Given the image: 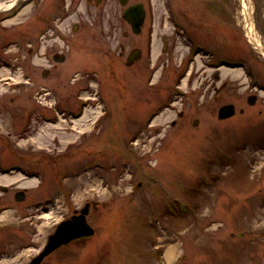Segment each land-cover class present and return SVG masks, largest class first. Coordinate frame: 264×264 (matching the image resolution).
I'll return each mask as SVG.
<instances>
[{"label":"rangeland","instance_id":"1","mask_svg":"<svg viewBox=\"0 0 264 264\" xmlns=\"http://www.w3.org/2000/svg\"><path fill=\"white\" fill-rule=\"evenodd\" d=\"M134 1L150 9L146 25L134 32L121 17L117 39H107L88 20L83 0L66 20L83 25L65 47L68 61L47 77V56L37 58L29 48L40 24L35 3L48 9L55 0H32L5 19L0 14V170L12 169L0 174V250L6 251L0 264H28L56 222L87 203L97 237L62 247L41 264H162L170 247L175 254L166 264H264V53L245 28L249 19L264 46V0L128 3ZM166 2L188 24L213 22L202 37L212 46L211 58L188 59L187 39L173 33ZM152 18L153 58L142 49L128 66L129 50L144 46ZM164 38L175 45L165 66L159 56ZM149 60L159 61L151 79ZM250 95L257 96L254 104ZM81 97L93 100L79 121L46 123L33 112L53 98L76 104ZM104 102L110 112L101 118ZM227 103L236 105V114L220 119ZM152 110L158 115L151 120ZM90 159L105 168L69 174ZM148 173L158 182H148ZM35 175L46 182L39 185ZM138 180L144 186L133 196ZM174 196L189 202L186 215L156 217ZM39 200L50 202L42 217ZM29 241L38 248H20Z\"/></svg>","mask_w":264,"mask_h":264},{"label":"flooded vegetation","instance_id":"2","mask_svg":"<svg viewBox=\"0 0 264 264\" xmlns=\"http://www.w3.org/2000/svg\"><path fill=\"white\" fill-rule=\"evenodd\" d=\"M82 1L83 0H71L69 4L66 5L64 3H60L59 0H55V2H52L50 4V8L48 9H46L47 7L42 5L43 2H41L38 6H35L34 10L36 14V20L40 24L35 29V32L33 34L34 37L32 43L30 44L31 47L29 48V51L34 50V53L36 54L37 58L40 59L43 57V54L44 56H47V61L49 62V65L52 67V69L44 68L42 71L44 77L45 76L47 77V75L51 73V70L54 71L58 69L57 64L68 61L65 47L69 44V42L72 41L73 36L76 33L74 31L81 28L83 25L81 24L82 23L81 20H79L78 21L79 23H71L69 24V26H67L66 20L72 14L77 12L76 9L80 7ZM86 1H87L86 15L88 20L91 22V24L93 26L99 25L101 27L102 35H104L107 39H117L118 34H120L119 29L121 27L120 26L121 19L123 18V12L120 11L121 8L119 7V5L121 6L122 4L121 0H86ZM139 2H143L146 10L145 21L142 25V29H143V27L146 25L147 22L148 12H150L149 11L150 9L148 10V6L146 2L134 1L128 3L127 5L139 3ZM166 8H167L166 11L168 16L166 19L169 25L171 26L173 33H175L174 27L177 26L180 29V33H181L180 35L184 36L188 40H190L189 37L191 38L190 41L187 40L188 43L187 48L189 49L190 53H192L195 50L194 45L196 43L202 46L201 47L202 50H198V51L195 50L193 55L191 54L188 55V59H191V57L194 58L196 55L200 54V52L204 53V56L211 58V51L209 47L211 48L212 46L211 44L206 43L202 37L205 31H207L206 29H209L210 26H213V22H211V24H207V23H202V21L200 20L197 21L196 23L188 24L185 18V14L180 12L181 10L177 6L175 7L174 3L171 2L167 3ZM149 21H150V28L144 46L134 45V47L129 50V53L126 58V64H127L128 56L133 49H140V56L132 64H127L128 66L133 65L136 61H138L141 58L142 49H145V52L146 53L148 52L150 54L149 59L153 58V53L155 48L154 39H153L155 34V27H154L155 19L152 18L149 19ZM172 22L174 23L175 26L172 24ZM124 35L125 37H129V33L127 31L124 33ZM61 46L64 48H60ZM174 47L175 45H173V43L170 42L169 44L167 38L163 39V44L159 55L164 57L161 60V64L163 66L166 65V60L164 59L169 57L170 52L174 51ZM118 48L120 52L125 49V46L123 45L121 39H118ZM49 49L50 50L53 49V50L49 52ZM62 56H64V60L60 62L57 61V58ZM158 62L157 61L153 62L152 60H149V63H151L149 66L151 68L150 71H152L149 75L150 79L153 78L154 73L159 68ZM210 66L213 65L211 64ZM184 76L185 75H183V77ZM216 78H218V75H216L215 79ZM39 99L41 100L43 98H39ZM86 100H87V105H81L82 108H79L80 104L78 103L69 104L63 98H53L51 100V105H49V107L44 108L43 106L38 105L34 108V112L35 111L38 112L41 115V118H45L46 123H54V121L55 122L58 121L57 117L55 116H60L61 118L63 116H67L71 120L74 119L78 120L80 118L83 119L82 117H85L87 115L86 113L88 112V107L90 106L88 103V99ZM78 101L80 100H77V102ZM103 111L105 113L107 112L109 113L110 108L109 110H107L105 107ZM182 114L183 113H180V115ZM51 120H53V122H51ZM68 149L69 147L67 148V150ZM135 188L136 185L134 183L133 188L131 189V193L135 191ZM141 188L142 187H140V189ZM131 197L133 196L131 195ZM55 254L56 252L49 254L44 258V260H46L47 258H51L52 255Z\"/></svg>","mask_w":264,"mask_h":264},{"label":"water","instance_id":"3","mask_svg":"<svg viewBox=\"0 0 264 264\" xmlns=\"http://www.w3.org/2000/svg\"><path fill=\"white\" fill-rule=\"evenodd\" d=\"M123 4H126L128 0H121ZM124 17L132 24L134 32H140L141 24L145 18V9L143 3L133 4L128 6L124 11ZM140 56V49H133L128 56L127 64H132ZM64 56L57 58V61H63ZM257 100L256 95H250L248 97V102L254 104ZM236 113V106L234 103H227L222 105L218 111V117L220 119L229 118ZM199 119L194 120V125H197ZM18 200L24 198V192L19 191L16 195ZM89 211V203L86 204L85 208L81 210L80 215L73 216L70 220L62 222L57 231L54 234L49 236V241L44 251L40 253L31 264H38L42 261L44 256L50 251L55 249L58 245L63 242H67L70 239L80 236L83 234L92 233L93 230L90 228L89 224L86 221L85 215Z\"/></svg>","mask_w":264,"mask_h":264},{"label":"bare ground","instance_id":"4","mask_svg":"<svg viewBox=\"0 0 264 264\" xmlns=\"http://www.w3.org/2000/svg\"><path fill=\"white\" fill-rule=\"evenodd\" d=\"M16 2H17V0H9L7 2H0V9L3 10V12H4V9H6V10L10 9ZM248 34H250V36H251L250 37L251 41H253L254 44H256L264 52V46L262 43H260V39L258 38L259 35H258V33L254 27V24L251 21H249V19H248ZM79 120H81V118L76 120V121H79ZM8 177H11V176L5 175V176H3V179L8 178ZM28 250H30V249H28ZM174 254H175V248L170 247L165 252L164 256L168 257V259H171V257L174 256Z\"/></svg>","mask_w":264,"mask_h":264}]
</instances>
